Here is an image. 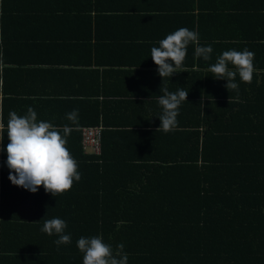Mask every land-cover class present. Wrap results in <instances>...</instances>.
<instances>
[{
	"label": "trees",
	"instance_id": "1",
	"mask_svg": "<svg viewBox=\"0 0 264 264\" xmlns=\"http://www.w3.org/2000/svg\"><path fill=\"white\" fill-rule=\"evenodd\" d=\"M128 1L0 0V51L13 26L23 32L43 28L26 42L52 43L45 34L52 23L65 27L86 18L97 41L104 19L134 23L137 18L152 25L178 16L198 33L200 46H212L211 56L231 49L254 52L252 82L237 75L238 91L229 90L225 98L227 81L208 74L215 82L200 90L206 96L216 91L218 99L201 105L190 99L168 132L156 131L160 121H152L155 130L116 129L108 116L92 109L81 125H103L100 154L85 153L77 131L74 158L81 180L55 196L43 186L36 193L13 186L7 155L0 150V264H83L77 240L98 235L114 250L123 244L127 264H264V0L209 11L200 0H190L177 7L182 15L177 8L144 10ZM211 21L215 35L203 36L201 27ZM233 21L248 34L224 35ZM124 40L129 38H120V44ZM195 46L187 48L190 62ZM51 218L63 219L72 238L59 250L53 243L58 237L41 231Z\"/></svg>",
	"mask_w": 264,
	"mask_h": 264
},
{
	"label": "crops",
	"instance_id": "2",
	"mask_svg": "<svg viewBox=\"0 0 264 264\" xmlns=\"http://www.w3.org/2000/svg\"><path fill=\"white\" fill-rule=\"evenodd\" d=\"M200 1L205 11L215 5L221 9L226 4L243 7L249 4L248 0ZM131 3L148 10L145 8H181L189 5L190 0H133ZM176 11L177 15H182L178 8ZM108 20L104 19L97 26L96 34L100 38L97 41L92 38L93 33L89 31L86 18L65 27L52 23L45 33L52 36V43L45 40L26 42L31 40V36H40L43 28L29 27L23 32L13 26L12 37L0 51V110L5 127L9 112L24 115L32 107L38 120L50 122L60 129L65 125L72 129L67 137V148L74 158L79 152L75 133L84 127L81 125L84 122L82 117L92 109L97 108L108 116L109 122H114L111 125L116 123V129L137 132L156 129L152 121L159 119L153 120L152 117L162 114L158 98L163 95L164 88L169 92H176L180 88L188 90L186 102L198 100L200 105L205 99H218V92H207L209 95L206 96L200 90L202 84L211 82L208 69L216 62L215 55L208 61L200 58L199 63L195 54L191 62L189 55H186V72L175 73L170 78L161 79L157 73V66L150 56L151 48L158 47L159 41L168 34L185 27L180 17L152 25L141 23L143 21L137 18L134 23L121 17ZM233 23L223 30L224 35L236 37L248 34L245 27L237 25L236 21ZM214 28L212 21L210 26L201 27L205 30L203 36H214ZM126 36L129 41L124 40L120 44L119 39ZM133 38L139 44L130 40ZM229 93V90L223 91L225 98ZM186 102L181 104L179 114L185 109ZM74 109L79 111L78 124L75 125L66 118V114ZM98 125L103 127L101 123ZM111 129L115 130L113 126ZM3 143L0 146L5 145L6 148L7 133L4 134Z\"/></svg>",
	"mask_w": 264,
	"mask_h": 264
},
{
	"label": "clouds",
	"instance_id": "3",
	"mask_svg": "<svg viewBox=\"0 0 264 264\" xmlns=\"http://www.w3.org/2000/svg\"><path fill=\"white\" fill-rule=\"evenodd\" d=\"M190 43L196 45L197 58L210 60L212 46H200L198 33L186 27L168 34L159 41L158 47L151 48L150 56L157 66V73L161 79L170 78L175 73L186 72L184 61ZM254 58V52L247 48L242 51L227 50L219 55L208 71L215 79L227 81L225 85L227 91H238L239 84L235 82L237 75L243 83L252 82L256 71ZM229 64L232 65L231 69ZM162 91L163 95L158 98L162 114L156 131L168 132L178 124L179 108L186 102L188 90L180 88L176 92H169L164 88ZM66 118L73 125L78 124V109L67 113ZM71 131L67 125L60 129L50 122L38 120L37 113L32 107H29L24 115L9 112L6 127L0 113V144H3L5 133L8 140L6 148L0 150L7 155L6 166L9 170L10 183L31 193H36L43 186L44 191L51 193L52 196L70 190L74 182L81 180L78 163L67 148V137ZM66 228L67 223L63 219L51 218L44 221L41 231L49 236L58 237L53 243L59 250L60 246L72 242L71 235L65 234ZM76 247L83 254V264H127L128 261L123 244L117 245L114 250L99 235L79 238Z\"/></svg>",
	"mask_w": 264,
	"mask_h": 264
},
{
	"label": "built area",
	"instance_id": "4",
	"mask_svg": "<svg viewBox=\"0 0 264 264\" xmlns=\"http://www.w3.org/2000/svg\"><path fill=\"white\" fill-rule=\"evenodd\" d=\"M102 130L101 125L81 128V145L84 151L93 155L100 154Z\"/></svg>",
	"mask_w": 264,
	"mask_h": 264
}]
</instances>
